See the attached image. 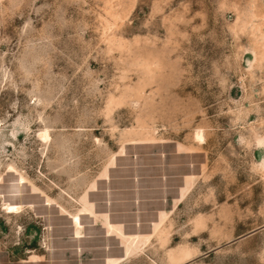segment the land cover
Wrapping results in <instances>:
<instances>
[{
  "label": "rangeland",
  "instance_id": "rangeland-1",
  "mask_svg": "<svg viewBox=\"0 0 264 264\" xmlns=\"http://www.w3.org/2000/svg\"><path fill=\"white\" fill-rule=\"evenodd\" d=\"M138 177L135 235H81ZM28 255L264 264V0H0V264Z\"/></svg>",
  "mask_w": 264,
  "mask_h": 264
},
{
  "label": "crops",
  "instance_id": "crops-1",
  "mask_svg": "<svg viewBox=\"0 0 264 264\" xmlns=\"http://www.w3.org/2000/svg\"><path fill=\"white\" fill-rule=\"evenodd\" d=\"M178 154V153H176ZM188 176H182L181 178V186L177 188V194L180 196V191L185 188L186 184V178ZM185 178V179H184ZM108 180V181H107ZM156 180L158 181L159 185H166L164 184L166 181V178L164 176L161 177H156ZM104 183H106V188H105V198H104V208L101 211H98L95 207V204L93 202H89L92 205L93 212L95 214V217H90L89 218V227L87 225L82 224V228L79 229V232L82 234H86L87 228H100L102 231L103 235L105 237H115L117 240L120 239L126 241L127 236H134L135 234H127V226L128 224L125 222L124 217L125 215H128V211L126 212V209H131L135 211L134 214H139L141 205L142 203L147 202V197L145 194L148 191H153L154 188H149L151 186H147L146 184H142V177H138L137 183L133 185L131 188H126V187H119V188H114L111 184V179H103ZM163 197V194H162ZM161 198V196H160ZM153 200V199H152ZM131 210V211H132ZM69 220L70 218L67 217ZM106 222H109L111 225H113L117 231H114L110 235L106 233ZM82 223V222H81ZM70 228H71V235L73 239H82L81 238H74V231L75 229L73 228L71 224V220L69 221ZM140 221L137 220L134 223L135 227H139ZM123 235L125 238H122ZM122 242V241H121ZM30 258H41L40 256H30L28 255L26 258H19L17 262L20 264H32V263H38L42 261H37V260H30Z\"/></svg>",
  "mask_w": 264,
  "mask_h": 264
},
{
  "label": "bare ground",
  "instance_id": "bare-ground-1",
  "mask_svg": "<svg viewBox=\"0 0 264 264\" xmlns=\"http://www.w3.org/2000/svg\"><path fill=\"white\" fill-rule=\"evenodd\" d=\"M41 138H42L43 140H46V139L48 138V135H47L46 133H44L43 135H41ZM197 139L201 140V136H200V135L197 136Z\"/></svg>",
  "mask_w": 264,
  "mask_h": 264
}]
</instances>
